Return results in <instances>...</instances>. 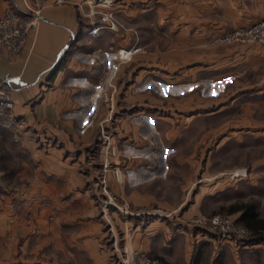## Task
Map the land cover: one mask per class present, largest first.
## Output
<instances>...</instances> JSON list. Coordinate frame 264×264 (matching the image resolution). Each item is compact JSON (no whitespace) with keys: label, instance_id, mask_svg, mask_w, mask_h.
I'll return each mask as SVG.
<instances>
[{"label":"crops","instance_id":"0c3cea01","mask_svg":"<svg viewBox=\"0 0 264 264\" xmlns=\"http://www.w3.org/2000/svg\"><path fill=\"white\" fill-rule=\"evenodd\" d=\"M5 6L18 12L37 7L39 21L18 53L0 52V78L10 77L15 114L25 120L21 137L0 126V264H113L119 244L167 264H226L228 258L243 264L258 248L264 252L263 244L250 242L240 256L231 246V253L210 249L207 259L202 245L188 244L181 221L171 228L164 215H144L138 209L161 202L148 187L160 178L155 164L160 152L143 149L145 141L154 138L145 128L156 131L158 140H177L198 122L205 125L195 138L200 141L208 122L226 105L224 97L207 101L213 95L204 97L201 85L191 87L200 81L198 71L233 72L264 62V47L256 43L216 52L212 55L219 63L214 64L201 62L202 57L185 49L210 43L236 23L240 0H119L115 13L136 27V36L108 27L91 34L92 20L101 21L92 17L87 0H0V10ZM225 11H231L232 22L225 19ZM263 12L237 24L257 20ZM145 32L151 36L147 41ZM161 37L171 48L141 49L130 59L117 60L116 49L157 45ZM174 44L184 45L183 50ZM114 58L119 63L114 122L124 145L118 147V174L105 165L111 158L110 142L98 125L106 112L101 67ZM164 74L169 81L163 94L158 79ZM145 76L149 79L143 83ZM239 88L231 104L239 102ZM194 152L175 157L182 164ZM9 178L18 182L9 183ZM103 186L133 207L128 218L135 223L128 230L121 208L108 201Z\"/></svg>","mask_w":264,"mask_h":264},{"label":"rangeland","instance_id":"374dc122","mask_svg":"<svg viewBox=\"0 0 264 264\" xmlns=\"http://www.w3.org/2000/svg\"><path fill=\"white\" fill-rule=\"evenodd\" d=\"M118 2L119 0L113 1L115 7ZM263 10L264 0H240L239 20H236L234 17L236 23H230L231 26H228L223 32L214 36L210 43L203 45L189 44L185 45V49H190L193 55L196 54L197 57H202L201 62L214 64L216 61L218 62L219 59L213 57L212 54L223 50L226 51L228 47H232L233 45L256 43L260 45V47H264V45L258 42L228 41L222 39L224 33L240 24H245L242 22L237 24L239 21L259 16L262 14ZM114 14L124 24L123 27H119L118 29H127L132 32L134 36L138 35L135 26L127 23L117 13ZM225 19L232 22L231 11H225ZM252 21L253 20H250L246 23ZM145 30L147 31V29ZM150 37L149 32L144 33L143 38H145L146 41ZM160 40L161 42L157 45L151 43H145L143 46L138 45L139 50L143 49L145 51H150L152 48L156 47L160 51H165L167 48H171V44L165 43V39L161 37ZM132 45L130 44L125 47H130ZM183 46L184 45H176L179 50H183ZM117 50L118 49H116V53ZM211 55L212 57H210ZM131 56L127 59H130ZM117 60L125 61L119 58ZM118 61H115L114 58L109 61V63L104 62L102 65L110 70L112 74L111 79L103 73V67H101L104 85L101 97L104 105H106V112L105 117L98 121L99 128L110 135L109 150L111 158L109 161L110 163L106 161L105 165H108L107 167L112 166L111 168H113V171L115 165H117L116 162L121 161V154L118 151V147L124 149V145H121L117 139V131L114 122V110L118 95ZM194 61H196L195 58L192 59V62ZM178 63L182 62H176V65ZM219 72H221V70L215 68L199 70L198 77L200 81H197L198 84H194L197 82H192L193 85L191 87L193 89L201 85L202 88L199 89V91L204 97L213 95V98L207 101L210 102L215 98L217 100L219 97H224L223 104L226 105L224 106L225 109L222 110L216 118L208 122L207 126L204 128L203 138L200 141L195 138L197 137L198 139L199 131L205 125L198 122L196 124L193 123L191 129L183 134V138L177 140H158L155 138L157 134L155 133L156 131H153L152 134L151 131L145 128L148 135H154V138L145 141L143 149L147 150L155 147L158 148L160 152L155 157V164L159 166L160 170V178L153 182L155 186H152L150 182L148 187L158 194L157 198L161 202L159 204L149 203L138 207L141 212H144V215H153L151 212H155L156 215L158 214L160 216L164 215L171 228L176 226V224H174L175 221H181L183 223L182 227H180V229H182L181 233L187 235L186 237L189 239L187 240L188 244L193 243L202 245L207 259L210 258V249H213L216 253L218 251H228V253H231L232 246L236 249L234 251L237 256H240L243 254L241 253V249H244L242 247L250 242L264 245V238L257 240L258 237H255L251 230L239 220L238 217L241 211L232 213L228 212L226 209L230 203L251 200L256 203L259 214L264 216V62L256 68L239 67L233 72ZM164 77L165 78L161 76V78L158 79V84L163 87L161 92L163 94L164 92H168L165 85L169 81L167 74H164ZM148 79L149 78L145 76L143 83L148 81ZM151 79L156 81V78L153 76ZM176 84L179 85L177 81ZM237 87L241 89L239 91V102H232L233 104H231L230 100L232 95H235ZM203 89H207L208 91L205 95L201 92ZM107 99L109 101L108 105L106 103ZM193 99L198 100L195 98ZM217 104H219V102ZM163 127H166V124H164ZM162 128L160 132L163 131ZM164 150L165 152L162 154ZM190 150H195V154L193 153L192 156L186 157L184 162L179 164L175 154L186 153ZM235 168H245L246 175L231 179L229 172ZM116 170L117 168H115L117 174L120 173ZM8 181L12 184L18 182L10 178ZM103 192L107 196L109 202L121 208L120 210L125 220L124 227L125 230H128V228L135 223L134 219L131 217L128 218L133 207L123 197L116 196L110 190L106 189L105 186H103ZM194 193H196V200H194ZM199 195H202V197L199 198ZM214 214L229 215L233 218V234L235 235V239L232 241L227 240L225 237H222L221 234L219 235L218 232L212 234L207 231L203 225L200 226L197 218H208ZM144 220H146V216ZM103 224H101V226ZM177 224L179 225V223ZM125 247V245L119 244L114 248L123 250ZM259 249L260 248H258L253 255L251 254L250 259L247 258L248 260H245L246 262L243 264H263V248L261 247V250ZM229 259L230 258L226 260V264H233L231 259ZM115 262L116 256L113 260V264H115ZM212 264H215V260H213Z\"/></svg>","mask_w":264,"mask_h":264},{"label":"built area","instance_id":"2783aa9c","mask_svg":"<svg viewBox=\"0 0 264 264\" xmlns=\"http://www.w3.org/2000/svg\"><path fill=\"white\" fill-rule=\"evenodd\" d=\"M61 1V0H57ZM114 0H87L89 12L92 17L97 15L101 22L92 20L89 32L97 34L102 27L118 29L124 24L115 16ZM100 7V8H97ZM39 21V10L32 8L28 12H18L11 6H5L0 10V52L8 54L18 53L24 46L28 34L37 25ZM223 40L228 41H248L258 42L264 45V13L263 15L252 22L240 24L222 35ZM139 50L138 45L130 47H120L117 50V57L120 60H126L134 52ZM103 73L111 79V72L108 68L103 67ZM13 87L8 75L0 78V126L13 132L16 137H21L24 134L25 120L15 114L14 99L12 96ZM109 103L108 99L106 101ZM110 108V107H108ZM101 134L107 141H110L109 133L101 130ZM118 171V169H117ZM117 173V172H116ZM231 179L243 177L246 175L245 168H235L229 172ZM200 226L203 225L207 231L212 234L219 233L227 240L235 239L233 234V218L229 215L214 214L208 218H197ZM206 225V226H205ZM240 232V231H239ZM238 232V234H239ZM211 234V235H212ZM117 249V248H116ZM115 264H167L158 256L150 255L149 253L129 249H117Z\"/></svg>","mask_w":264,"mask_h":264},{"label":"trees","instance_id":"16d2710c","mask_svg":"<svg viewBox=\"0 0 264 264\" xmlns=\"http://www.w3.org/2000/svg\"><path fill=\"white\" fill-rule=\"evenodd\" d=\"M228 212L240 210L239 220L251 230L257 240L264 238V216L256 208V203L251 200L233 202L227 206Z\"/></svg>","mask_w":264,"mask_h":264}]
</instances>
